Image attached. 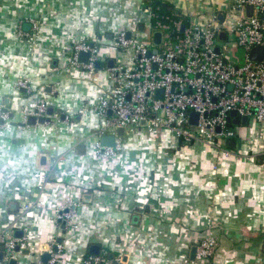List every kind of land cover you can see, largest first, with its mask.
<instances>
[{
	"label": "crops",
	"instance_id": "0c3cea01",
	"mask_svg": "<svg viewBox=\"0 0 264 264\" xmlns=\"http://www.w3.org/2000/svg\"><path fill=\"white\" fill-rule=\"evenodd\" d=\"M163 1L172 3L181 13L182 19L176 22L180 25L210 18L214 13L222 20L223 16L221 18L220 15L226 6V0ZM145 2L146 0H46L50 7L44 9L42 15H48L52 10L59 14L61 5L67 13L86 9L84 15H88L90 29L88 23L73 27L76 24L74 19L64 21L60 27L52 29L53 35L63 43L54 44L50 38L42 45L43 49L48 50L43 53L48 57L47 61L43 65L32 63L35 68L45 69L39 77L27 71L15 76L8 68H4V74L0 76V111L8 114V121L13 127H55L58 136L67 137V140L56 139L55 143L59 146L70 144L67 151L59 157L55 156L51 148L41 149L45 155L39 161V168L47 170L42 182L33 186L31 192H24L22 189L20 199H9L10 193L0 196V244L25 241L28 245L27 253L24 250L16 255L18 264H48L49 244L59 237L63 239V250L56 264H80L84 256L92 254V245L99 246V254L119 258V264H133L135 255L152 250V244L146 240L142 245L135 236L125 243L122 239L123 222L113 225L111 220L105 221L102 227L91 229L81 244H76V240L80 236V224L87 226V220L84 219L85 209L92 212L94 223H99L100 219L109 215L114 219L117 213L123 214L122 205L129 203L126 189L135 188L143 178L147 179L149 185H154L153 192L148 194L149 204L142 210L139 205L129 203L128 224L132 232L141 239L154 238L158 245H163L157 247L156 251L164 252L167 249L164 252L166 260H172V264H264V198L259 197L261 191H264V122L249 117L246 124H233L235 135L225 142L228 154L207 142L184 141L168 128H163L154 135L146 127L126 133L121 147L115 148L113 154L97 152V143H102V138L111 134L104 133L106 121L98 115L93 104L102 91L111 87L109 61L122 62L117 58V51L120 49L110 40L122 32H136V36L142 40L150 39L144 34L149 33L153 39L154 32L158 30L151 27L152 11ZM42 7L38 0H27V3L25 0H0V40L4 41L0 45V55H7L6 48L13 43L4 37L3 28L8 27L16 37L15 44L18 45L13 54L21 55L23 47V54L28 55L29 61H32L34 46L40 42L37 39L29 41L28 34L33 32V28L31 29L28 20L37 18L38 27L43 26L39 15ZM93 8L98 9L94 17L89 15ZM118 17L122 19H117ZM50 22H54L51 17ZM19 27H23L24 34L21 37L18 34ZM65 29L69 31L71 39L62 35ZM38 35H41L40 31ZM111 35L112 38L109 37ZM84 41L100 42V67L95 74L77 66L71 67L69 63V50L72 45ZM123 64L130 65L131 57ZM24 80L30 81L32 89L21 86L20 83ZM37 80L39 83H36ZM5 81L11 84L8 91H5ZM13 92L17 95L14 96ZM93 92L95 98L90 95ZM69 95L72 98L65 100L64 97ZM41 99L49 101V108L53 107L54 112L52 115L41 116L48 119L45 123L29 125L26 123L27 118L33 115ZM14 100L16 108H13ZM14 117L20 118L13 119ZM5 123L6 121L0 123V127ZM73 125L77 127L73 128ZM141 137L146 143L138 148L129 147L139 143ZM20 143L23 144L24 141ZM89 152H95L96 158L89 157ZM69 155L77 168L80 166L78 161L81 157L88 159L91 172L86 169L83 173V176L90 175L88 181H83V176H80L79 179L83 182L77 183V174L72 171L71 164H65L63 168L56 167L60 160H66ZM48 156H52L54 161L51 167H48ZM142 156L149 163H142ZM117 158L121 162H116ZM124 158H127L128 163L135 164L127 174L123 173ZM61 172L72 174L61 178ZM184 174H187L189 180L195 176L212 185L210 193L206 190L199 192L198 201L202 208L212 209L216 219L205 227L189 231L188 239L180 236L179 239L173 237L169 240L165 234L171 226L162 218L161 213L162 206L170 203L172 198L167 195L168 189L164 185L168 179L179 182ZM117 180L120 182L117 183ZM129 181L132 183L129 184ZM168 187L175 198L183 199L179 187L171 184ZM226 193L232 195H222ZM69 198L77 203L73 213L76 225L64 233V227L58 223L57 215L60 207ZM172 211L175 215L182 216L181 207H173ZM230 211L232 216L228 215ZM28 213L34 215L29 216ZM37 217L40 221H47L43 234ZM149 227L153 228L152 232L148 231ZM210 227H213L214 235L231 242V246L224 247L222 251L217 248L210 261L192 258L193 248L208 236ZM118 230L120 234L116 235L115 240L106 243L105 239ZM172 231L175 233L176 229L173 228ZM72 245H76L75 248ZM240 249L244 251L241 252ZM0 253H3L1 248ZM0 264H7L4 256ZM144 264H150L147 257Z\"/></svg>",
	"mask_w": 264,
	"mask_h": 264
},
{
	"label": "built area",
	"instance_id": "2783aa9c",
	"mask_svg": "<svg viewBox=\"0 0 264 264\" xmlns=\"http://www.w3.org/2000/svg\"><path fill=\"white\" fill-rule=\"evenodd\" d=\"M249 6L253 9L251 14ZM222 14V20L214 13L210 18L189 21L183 32L180 24H176L175 29L167 24L160 25V45H154L153 39L140 40L136 32L130 36L122 32L113 38L114 46L125 50L133 48L135 52L130 65L116 60L109 66L111 87L102 91L93 104L98 115L106 121L104 133L113 135L116 141L115 146L98 142L97 152L113 154L115 148L121 147L126 133L146 127L154 135L168 128L184 141L207 142L228 154L225 142L235 135L233 111L238 118L255 117L264 122V0H226ZM28 21L33 28L31 34H38L39 20L31 18ZM222 32L226 33L224 40H221ZM32 35L28 37L30 42L36 37ZM230 35L234 37L228 39ZM219 41L241 47L243 61L224 56ZM257 47L263 49L262 60L251 57V51ZM100 48V42L84 41L72 45L69 50L71 67L95 74L101 60ZM154 49H157L155 53ZM83 51L90 53L86 62L80 60ZM20 84L32 89L29 80ZM161 89L163 97H158L157 91ZM48 108L49 101L41 99L33 115L45 116ZM192 111L200 114L197 125L189 121ZM5 116L8 114L1 110L0 119ZM121 129H124L123 135L119 133ZM76 205V201L69 198L60 207L57 221L63 229L76 225L73 221ZM212 230L210 227L208 236L215 240ZM208 243L205 238L196 245L197 259L206 261L213 255ZM2 245L7 264L28 247L25 241L2 242ZM16 246L20 247L18 251ZM62 250V244L53 239L48 248V264H56ZM119 262V258L92 253L84 256L80 264Z\"/></svg>",
	"mask_w": 264,
	"mask_h": 264
},
{
	"label": "clouds",
	"instance_id": "9594fccd",
	"mask_svg": "<svg viewBox=\"0 0 264 264\" xmlns=\"http://www.w3.org/2000/svg\"><path fill=\"white\" fill-rule=\"evenodd\" d=\"M27 3V0H25ZM38 4H42L43 7L39 10V15L43 23V26L39 28L41 35L35 37V39L39 40V44L34 46V54L32 55V61H29L28 55L23 54L24 48L21 47V55H14L15 49L18 45L15 44L16 37L12 33V31L8 27L3 28L4 37L6 40L13 41L10 43L7 48V55H0V76L4 74V68H8L10 72H12L15 76L22 75L24 71L31 73L32 75L39 77L45 69L43 67L35 68L32 66V63L38 65H43L48 57L44 56L43 53L48 51L47 49H43L42 45L49 41L51 38V42L54 44H62L63 41L58 39L55 35H53L52 29L60 27L61 23L68 19H74L76 24L73 27H78L82 24L88 23L90 29V22L88 20V15H84V11H75L71 13H67L63 5H61V12L58 14L54 10L50 11L48 15H42L44 9H48L50 5L46 3V0H38ZM36 7L35 5L33 6ZM98 9L93 8L92 12L89 15L95 16V13ZM50 17L54 22H50ZM117 19H122V17H118ZM87 30V29H86ZM64 37L71 39L72 37L69 35V31L65 29L62 33ZM221 40H223V35H221ZM4 41L0 40V45H2ZM59 55V53H57ZM25 65L27 68L25 69ZM5 83V91L11 89V84L7 81ZM39 83V80L36 81ZM67 86H65V91H67ZM13 95L17 94L13 92ZM95 98V93H90ZM72 97L69 95L64 97L65 100L71 99ZM16 101H13V108H16ZM71 110V106H69ZM20 117H14L13 119H19ZM6 123L0 127V196H4L8 193L11 195L8 196L9 199H20L21 198V190L24 192H31L33 186H38L44 177L46 168H39V161L42 156L45 155L41 149H53L55 156H62L67 149L70 147V144L65 143L63 146H59L55 143L56 139L59 140H67V137L57 135V130L55 127H47V128H39V129H28V128H19L13 127L12 123L8 121V118L4 117ZM93 125L95 124V117H93ZM73 128L77 127V125H73ZM63 132V129L60 130ZM255 139V136L253 137ZM24 141L23 144L20 142ZM146 143L143 137H141L139 143L135 145H129V147L138 148L140 145ZM264 146V145H262ZM89 157L93 159L96 158L95 152H89ZM48 167H51L54 163L52 156H48ZM142 163H149L147 159L143 156L140 157ZM116 162H121L120 158H117ZM79 168L75 167L73 163V158L71 155L67 157L66 160H60L58 164H56L57 168H63L65 164L72 165V171L77 174V183H82L83 181H88L91 177L83 176L85 170H89L88 159L85 157H81L78 161ZM115 163V162H114ZM123 173L127 174L131 169L135 167V164L128 163L127 158L123 159ZM144 171H148V169H144ZM71 172H61L60 177L62 178L65 175H71ZM163 173H160L162 175ZM160 175L157 176V179L160 178ZM83 176V181L79 178ZM122 179V177H121ZM120 181L117 180V183ZM251 182V181H250ZM132 182L129 181V184ZM171 184L173 186H177L181 190V195L183 199H177L172 195L171 189L168 185ZM154 185H149L146 178L141 179L140 183L135 187H129L126 191L129 193L128 202L139 205L141 210L149 204L148 194L153 192ZM165 189H168L167 195L172 198L171 202L167 205H163V212L161 216L163 219H166L171 226L166 232V238L171 240L173 237H177L179 239L180 236H183L184 239H188V232L194 231L200 227H205L213 223L216 219L213 214L212 209H204L199 205L198 197L199 192L201 190H206L207 192H211L212 185L208 184L206 180L201 181L197 177H193L191 180L187 178V174H184L179 182L173 181L171 179L167 180V183L164 185ZM78 195V193H77ZM155 195V193H153ZM222 195L231 196V193H226ZM260 198H264V191H261L259 194ZM26 198V197H25ZM47 200V197L44 198ZM129 203H124L122 205L123 214L117 213L115 218L113 219L111 215L105 216L99 220V223H94L92 220V212H89L85 209L84 219L87 220V226L84 223L80 224L79 232L80 236L76 240V244H81L84 236L90 232L93 228L102 227L105 221L111 220L113 225L123 222V236L122 239L125 243H128L133 239V236L136 239L140 240V243L144 245L146 240L152 244V250L147 251L146 253H137L134 257L133 264H144L145 257L148 258L150 264H172V260H166L164 252L167 249H164V252H157V247H163V245H158L154 238L141 239L140 236L134 232L129 227L128 224V207ZM51 206V205H50ZM181 207L182 216H177L172 211L173 207ZM101 211H109L108 209H101ZM232 212L228 213L229 216H232ZM29 216H33L34 213H28ZM27 219V217H25ZM79 219V218H78ZM37 220L40 223L41 234L46 231L47 221H40L37 217ZM175 228L176 232L173 233L172 229ZM149 232L153 231L152 227L148 228ZM120 234V231L114 232L110 237L105 239L106 243L112 242L115 240L116 235ZM69 235H72L69 233ZM206 239L209 241L208 249L209 252H215L217 248H220L221 251L224 247H230L231 242L222 239L218 235L215 236V240H213L212 236H207ZM216 241H219L217 243ZM76 245H72L75 248ZM115 246V245H114ZM182 246V245H181ZM241 252L244 249H240ZM155 257V258H153ZM183 259V257H180Z\"/></svg>",
	"mask_w": 264,
	"mask_h": 264
},
{
	"label": "water",
	"instance_id": "95a60500",
	"mask_svg": "<svg viewBox=\"0 0 264 264\" xmlns=\"http://www.w3.org/2000/svg\"><path fill=\"white\" fill-rule=\"evenodd\" d=\"M252 10H253L252 7L249 6V7H248V12H249V14L252 13ZM220 16H221V18H222L223 14H221ZM185 28H186V24L183 23V24L181 25V30H182V32L185 30ZM127 34H128V36H130L131 33L129 32V33H127ZM221 35H223V40H224V39H225V36H226V33H225V32H222ZM109 37L112 38V35L109 36ZM161 42H162V32H161V31H156V32H154V34H153V43H154V45H160ZM156 50H157V49H154L153 52L155 53ZM217 51H220V47H217ZM150 53H151V52H149V54H150ZM89 55H90L89 52H86V51L81 52V54H80V60H81V62H86V61L88 60V58H89ZM251 57H252L253 59H255V60H262V59H263V49H262L261 47L254 48V49L251 51ZM113 64H114V61H113V60H110V61H109V66L111 67ZM97 67H100V62L97 63ZM163 93H164V91H163L162 89H161V90H158V91H157V96H158V97H163ZM5 110L7 111V109H5ZM53 112H54V108H53V107H50V108L48 109V114H49V115H52ZM231 115L234 116V119H233V121H232L233 124H240V123H242V124H246V123L248 122V120H249V117H248V116H244V117H242V118H238V117H236V111H233V112L231 113ZM199 116H200L199 112H197V111H192V112L190 113V116H189V121H190V123H191V124H194V125H197V124H198V120H199ZM46 120H48V119H46V118H44V117L38 118V117L35 116V115H30V116L27 118L26 123H28L29 125H34V124H36L37 122H39V123H45ZM0 123L3 124V123H4V119H0ZM26 123H19V124L22 125V126H25ZM217 130L220 131V127H218ZM119 133H120L121 135H123V134H124V129H121V130L119 131ZM102 144H103V145H106V146H115V144H116L115 137H114L113 135H107V136H104V137L102 138ZM63 232L65 233V232H66V229H64ZM62 240H63L62 237H59L58 242L61 243ZM196 248H197V247H194L193 250H192V258H194V259H195V257H196V250H197ZM15 249L18 251V250L20 249V247H19V246H16ZM90 251H91V253H93V254H98V253L100 252L99 246H98V245H92V246L90 247ZM27 252H28L27 250L24 251V253H27ZM3 256H4V253H0V260L3 259ZM45 256L48 258L49 255L46 253ZM10 264H18V260L14 258V259H12V260L10 261Z\"/></svg>",
	"mask_w": 264,
	"mask_h": 264
},
{
	"label": "trees",
	"instance_id": "16d2710c",
	"mask_svg": "<svg viewBox=\"0 0 264 264\" xmlns=\"http://www.w3.org/2000/svg\"><path fill=\"white\" fill-rule=\"evenodd\" d=\"M146 6L152 11L151 27L153 30L160 29V25H170L172 29L176 28V22L182 19L181 13L175 9L170 2L163 0H146ZM1 250L5 252V247L2 245Z\"/></svg>",
	"mask_w": 264,
	"mask_h": 264
},
{
	"label": "rangeland",
	"instance_id": "374dc122",
	"mask_svg": "<svg viewBox=\"0 0 264 264\" xmlns=\"http://www.w3.org/2000/svg\"><path fill=\"white\" fill-rule=\"evenodd\" d=\"M21 32H23V27L22 28L19 27V29H18V34H20ZM23 34H24V32L22 33V35ZM144 34H145V36L150 38V39L146 38L147 40H151V35L149 33H144ZM29 35H32V34L29 33ZM117 35H119V34H117ZM117 35H115V36H117ZM32 36H37V34L32 35ZM231 37L233 38L234 36L230 35L228 39H230ZM140 40H142V39H140ZM110 41L113 44V40H110ZM218 43H219V46L222 48V51H223L222 53L224 56L229 57V58L238 57L240 62L243 61L244 51L241 47H238L237 45L235 46L234 44H231V43H227L226 41H219ZM117 52H118L117 58H120L123 63H127L129 58L133 57L135 51L133 48H130L128 50L120 49ZM212 256L209 259H207L206 261H210L212 259Z\"/></svg>",
	"mask_w": 264,
	"mask_h": 264
}]
</instances>
